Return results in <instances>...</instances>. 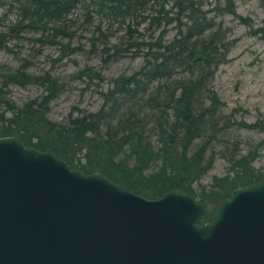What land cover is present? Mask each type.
Wrapping results in <instances>:
<instances>
[{
  "label": "trees",
  "instance_id": "16d2710c",
  "mask_svg": "<svg viewBox=\"0 0 264 264\" xmlns=\"http://www.w3.org/2000/svg\"><path fill=\"white\" fill-rule=\"evenodd\" d=\"M14 1L19 4L20 19L8 28V35L18 36L24 29L38 31L41 34L37 39L39 42L50 38L54 43L59 36L70 37L71 34L58 22L66 19L76 5H85L86 2L107 9L111 16L121 21L127 19L136 26L147 22L151 30L161 29L157 36L146 41L136 40L133 34L139 33L129 23L126 26L128 40L124 46H115L110 53L104 43L101 51L105 55L103 61L126 51L142 55L143 65L129 76L114 79L113 87L104 94L106 103L111 101L107 109L102 105L94 113L70 115L65 124L51 122L46 117L49 102L64 88V83L57 76L47 71L39 75L29 72L30 62L26 59L13 70L0 67V83L4 88L35 84L44 89L39 100H31L21 107L8 100L3 101L6 107L0 112V137L14 136L26 147L53 153L72 169L83 174L97 171L148 199L180 189L194 197L199 196L201 202L216 205L228 197L233 188L264 177V170L259 172L252 168L255 152L250 151L232 161V176H214L212 186L207 189L202 186L198 193L193 188V183L209 171L213 161L212 155L206 157L205 138L209 139L211 135L208 132L217 127L218 121L214 116L218 99L210 83L234 44V40L225 37L216 16L224 11L234 13V8L228 5L231 0H227L223 7L216 6L213 16L202 8L203 0ZM147 4H150L149 8L145 7ZM172 23L176 33L172 39L163 40L166 26ZM259 31L264 32V29ZM100 38L106 41V33L100 32ZM91 44L94 46V39ZM59 45L61 56L76 49L70 47L69 42ZM175 74L180 75L172 83H167ZM78 76L102 78L90 69L79 71ZM144 79L150 83L157 82L155 92H169L156 123L147 128L132 110L127 118L114 122L120 102L128 95H136L146 89ZM0 93L5 92L0 89ZM157 99L151 98V101L156 103ZM7 112L10 116L6 115ZM256 125L264 127L263 122H256ZM245 126L254 127V124ZM150 132L157 136V147L146 137ZM197 140L202 143L190 152L191 144ZM80 155L83 164L79 163ZM214 217L215 213L206 215L201 223Z\"/></svg>",
  "mask_w": 264,
  "mask_h": 264
},
{
  "label": "water",
  "instance_id": "95a60500",
  "mask_svg": "<svg viewBox=\"0 0 264 264\" xmlns=\"http://www.w3.org/2000/svg\"><path fill=\"white\" fill-rule=\"evenodd\" d=\"M0 264H264V177L216 206L148 199L0 137Z\"/></svg>",
  "mask_w": 264,
  "mask_h": 264
},
{
  "label": "rangeland",
  "instance_id": "374dc122",
  "mask_svg": "<svg viewBox=\"0 0 264 264\" xmlns=\"http://www.w3.org/2000/svg\"><path fill=\"white\" fill-rule=\"evenodd\" d=\"M226 3L227 0H203L202 8L208 11L209 16H213L215 7H223ZM149 5L145 7L149 8ZM228 5L234 8V13L221 12L217 14L216 21L221 23L225 37L234 40V44L226 60L217 67L210 83L218 99L214 116L218 122L215 130L208 132L211 137L205 138L206 157L212 155L213 161L209 171L193 183L196 193L202 186L206 189L211 187L214 176H232V161L250 151L255 152L252 168L259 172L264 170V127L256 125V122L264 123V32L259 31L260 28L264 29V0H231ZM19 19V4L14 0H0V67L6 66L13 70L26 59L30 62L29 72L39 75L47 71L57 76L64 83V88L49 102L46 117L51 122L62 124L67 122L70 115L94 113L102 105L107 109L111 101L106 103L104 94L113 87L114 79L129 76L141 69L142 55H132V52L123 51L103 61L105 55L101 51L105 44L110 53L113 47L124 46L128 40L126 26L129 23L139 33L133 34L136 40L146 41L151 36H157L161 29L153 31L148 28L147 22L136 26L127 19L121 21L111 16L107 9L87 2L85 5H76L66 19L58 22L71 36H59L54 43L50 42V38L43 42L37 41L40 32L28 29L18 36H9L8 28ZM100 32L106 33V41L100 38ZM175 33L174 23L166 26L163 40L172 39ZM92 39L94 46L91 44ZM58 42H69L70 47L76 49L61 56L62 48ZM85 69L99 73L101 80L78 76V72ZM178 75H173L167 83H172ZM143 83H147L146 89L136 95H128L120 102L113 117L114 122L127 118L128 112L132 110L147 128L156 123L169 92H155L157 82L150 83L144 79ZM0 89L5 92L0 93V112L5 110L4 100L21 107L31 100H39L44 93V89L35 84L24 87L9 85L4 88L0 83ZM151 98H158L157 102L154 103ZM204 100L208 101L206 96ZM6 115L10 116V112ZM245 124H254V127H246ZM146 137L157 147V136L153 132L147 133ZM200 143L202 141L193 142L190 152ZM83 162L80 155L79 163ZM195 198L199 200L200 197Z\"/></svg>",
  "mask_w": 264,
  "mask_h": 264
}]
</instances>
